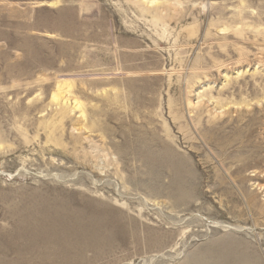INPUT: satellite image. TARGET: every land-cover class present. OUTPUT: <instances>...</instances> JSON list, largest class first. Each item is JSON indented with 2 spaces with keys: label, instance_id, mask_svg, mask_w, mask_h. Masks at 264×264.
<instances>
[{
  "label": "rangeland",
  "instance_id": "rangeland-1",
  "mask_svg": "<svg viewBox=\"0 0 264 264\" xmlns=\"http://www.w3.org/2000/svg\"><path fill=\"white\" fill-rule=\"evenodd\" d=\"M0 264H264V0H0Z\"/></svg>",
  "mask_w": 264,
  "mask_h": 264
},
{
  "label": "bare ground",
  "instance_id": "bare-ground-1",
  "mask_svg": "<svg viewBox=\"0 0 264 264\" xmlns=\"http://www.w3.org/2000/svg\"><path fill=\"white\" fill-rule=\"evenodd\" d=\"M77 103V102H76ZM76 105V104H75ZM69 227L63 231V239L69 240L71 242V247L67 250L68 252H75L76 250H83L82 247L91 246L96 248V250H100L99 241L102 238L103 240L110 239L112 234L108 232L109 230L107 227H94L99 224H88V226H84L77 224L74 220L69 221ZM65 234V235H64ZM78 235H84L83 237ZM87 235V236H86ZM93 244H98L96 247ZM90 249V248H89ZM93 249V248H92ZM64 251V250H62ZM60 251V252H62ZM59 252V251H55Z\"/></svg>",
  "mask_w": 264,
  "mask_h": 264
}]
</instances>
